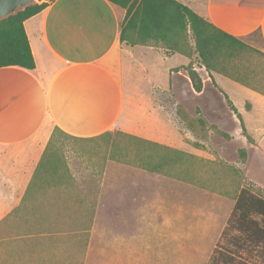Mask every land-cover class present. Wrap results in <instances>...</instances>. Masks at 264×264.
Masks as SVG:
<instances>
[{
    "label": "rangeland",
    "instance_id": "obj_1",
    "mask_svg": "<svg viewBox=\"0 0 264 264\" xmlns=\"http://www.w3.org/2000/svg\"><path fill=\"white\" fill-rule=\"evenodd\" d=\"M245 41L254 51L231 72L242 82L219 74V88L203 71L206 94H174L169 125L153 126L164 140H147L157 146L120 130L85 140L53 128L35 184L54 187H31L0 221V264H208L241 189L264 197V104L237 88L264 97V42L258 32ZM145 157L167 167L149 171Z\"/></svg>",
    "mask_w": 264,
    "mask_h": 264
},
{
    "label": "crops",
    "instance_id": "obj_2",
    "mask_svg": "<svg viewBox=\"0 0 264 264\" xmlns=\"http://www.w3.org/2000/svg\"><path fill=\"white\" fill-rule=\"evenodd\" d=\"M177 1L235 37L260 31L264 39V0ZM125 17L126 10L108 0H55L25 22L35 69L0 68V204L10 202L0 221L31 187H54L35 184L43 181L53 128L85 140L120 130L160 142L153 126L169 125L172 113L162 111L176 105L174 94H206L203 71L222 88V76L211 78L196 66L203 90L195 91L187 68L196 54L121 42ZM237 85L255 108L264 104V97ZM160 94L165 106L157 104Z\"/></svg>",
    "mask_w": 264,
    "mask_h": 264
},
{
    "label": "trees",
    "instance_id": "obj_3",
    "mask_svg": "<svg viewBox=\"0 0 264 264\" xmlns=\"http://www.w3.org/2000/svg\"><path fill=\"white\" fill-rule=\"evenodd\" d=\"M54 1L30 6L0 23V68L35 69L25 22ZM108 1L126 10V17L121 23V42L131 46L162 44L172 53L178 52L187 57L196 54L200 64L211 76L212 73H218L233 81L242 82L233 74L238 73L235 70L237 60L248 51H254L245 41L246 38H238L225 32L177 0ZM256 32L264 42L261 32ZM191 39L194 46L189 43ZM228 67L234 70L229 71ZM188 75L195 91L201 92L203 82L199 73L188 66ZM201 124L204 122L201 121ZM131 138L146 145H158L133 136ZM171 152L177 159L182 155L175 150ZM147 163V170L153 172L167 167L163 158L153 163L148 159ZM41 166L40 164L39 168ZM208 264H264V197L251 186L244 187L239 192Z\"/></svg>",
    "mask_w": 264,
    "mask_h": 264
},
{
    "label": "water",
    "instance_id": "obj_4",
    "mask_svg": "<svg viewBox=\"0 0 264 264\" xmlns=\"http://www.w3.org/2000/svg\"><path fill=\"white\" fill-rule=\"evenodd\" d=\"M47 2L48 0H0V23L30 6Z\"/></svg>",
    "mask_w": 264,
    "mask_h": 264
}]
</instances>
